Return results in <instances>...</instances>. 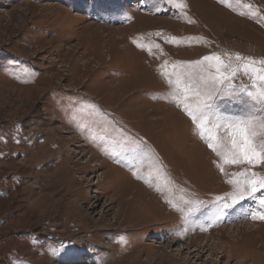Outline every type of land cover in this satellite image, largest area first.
I'll return each mask as SVG.
<instances>
[{
  "label": "rangeland",
  "instance_id": "obj_1",
  "mask_svg": "<svg viewBox=\"0 0 264 264\" xmlns=\"http://www.w3.org/2000/svg\"><path fill=\"white\" fill-rule=\"evenodd\" d=\"M184 3L0 0V264L264 260L252 257L264 254V220L251 218L264 190L232 204L227 183L246 168L264 176V163L221 172L161 74L213 54L264 59V0ZM233 83L207 100L209 119L264 115L240 90L249 79ZM158 165L167 188L147 182Z\"/></svg>",
  "mask_w": 264,
  "mask_h": 264
},
{
  "label": "snow or ice",
  "instance_id": "obj_2",
  "mask_svg": "<svg viewBox=\"0 0 264 264\" xmlns=\"http://www.w3.org/2000/svg\"><path fill=\"white\" fill-rule=\"evenodd\" d=\"M218 2L233 11L237 10L233 7L234 4L241 5V0H218ZM168 3L178 9L187 7L184 0H168ZM242 6L248 8L250 12L256 11L251 5ZM141 39L143 38L141 37ZM169 42H175V38H171ZM138 46L147 48L149 52L152 50L151 44L139 43ZM155 47H159V45H155ZM236 59L244 62L232 66L230 63H225L221 56L213 54L203 57L201 61L189 62L190 68L194 64L193 70H185L183 63L171 65V71L168 70L167 61L161 65V74L166 78L167 83L175 89L173 99L192 117L197 124L201 138L206 140L208 146L223 161V164L219 165L221 172H224L223 165L248 164L254 166L264 163V140L258 139L260 136H264V115L258 116L253 113L247 118L226 121L221 124L219 116L216 118V122H213L209 119L208 113L204 111L205 108L211 107L207 100H211L215 93L223 92L225 95H231L235 92L237 88L233 81L242 73L251 83L250 87L241 85L240 90L252 102L253 106L259 105L261 111L264 112V59L241 57L239 54L236 55ZM190 95L202 97L197 101L195 110H193V105L187 103ZM220 129H223L222 136L218 134ZM146 179L150 185L160 182L165 188L170 183L162 165H158ZM227 183L234 188V191L229 194L232 204L245 199V197L257 199L255 194L264 190V176H259L247 168L233 173ZM157 190L161 191L162 189L158 187ZM168 202L177 211H184L171 200ZM258 203L259 210L254 212L251 218L264 220V196L259 198ZM230 206L228 203L222 205L225 209Z\"/></svg>",
  "mask_w": 264,
  "mask_h": 264
},
{
  "label": "bare ground",
  "instance_id": "obj_3",
  "mask_svg": "<svg viewBox=\"0 0 264 264\" xmlns=\"http://www.w3.org/2000/svg\"><path fill=\"white\" fill-rule=\"evenodd\" d=\"M94 58H95V57H94ZM137 193H138V192H137ZM137 193H136V194H137ZM76 217H77V216H76ZM83 218H84V217H83ZM87 219H88V218H87ZM91 222H92V221H91ZM91 222H90V223H91ZM84 223H85V222H84ZM86 223H87V221H86ZM86 223H85V226H87ZM88 224H89V223H88ZM91 224H92V223H91ZM74 225H75V224H74ZM72 226H73V225H72ZM77 227H78V226H77ZM255 252H256V251H255ZM252 257H253L254 259L256 258L257 260H260L261 258L263 259L264 254H261V255H260V253H258V255H257V254H256V255H252ZM257 260H256V261H257ZM260 263H261V264H264V260H263L262 262H260ZM253 264H255V263H253ZM257 264H258V263H257Z\"/></svg>",
  "mask_w": 264,
  "mask_h": 264
}]
</instances>
